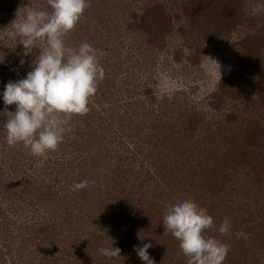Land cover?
Here are the masks:
<instances>
[{
	"label": "rangeland",
	"instance_id": "obj_1",
	"mask_svg": "<svg viewBox=\"0 0 264 264\" xmlns=\"http://www.w3.org/2000/svg\"><path fill=\"white\" fill-rule=\"evenodd\" d=\"M258 4L264 0H90L65 37L104 53L88 113L73 116L44 157L10 147L0 127V264H145L134 249L144 243L155 264H186L162 222L185 197L214 218L205 235L230 246L223 264H264ZM27 7L47 9V0H0V28ZM38 54L0 39V125L4 85L24 78ZM204 55L221 63L220 84ZM82 180L89 186L73 189ZM225 218L230 230L220 235ZM112 244L119 257L98 251Z\"/></svg>",
	"mask_w": 264,
	"mask_h": 264
},
{
	"label": "clouds",
	"instance_id": "obj_2",
	"mask_svg": "<svg viewBox=\"0 0 264 264\" xmlns=\"http://www.w3.org/2000/svg\"><path fill=\"white\" fill-rule=\"evenodd\" d=\"M47 6V9L27 7L22 14H16L10 24L0 28V39L19 42L25 56L34 48L39 49L26 76L4 85L2 99L6 119L0 125L10 147L22 144L33 157H44L49 151L57 150L65 134L71 131L72 117L88 113L90 98L104 76L99 62L104 55L101 50L87 42L70 46L65 41L90 6V0H47ZM262 10L264 5L258 4L252 13ZM204 56L207 57L204 65L207 75L220 84L221 63ZM9 105H15V110L9 111ZM88 186L89 182L82 180L73 189ZM162 222L164 230L179 242L180 252L187 257L186 264H223L227 258L230 246L215 236L205 235L216 227L214 218L193 199L185 197L169 205ZM230 226L225 218L218 227L220 235L228 233ZM151 246V243L134 246L145 264H155L148 254ZM98 251L107 258L119 257L121 253L113 244Z\"/></svg>",
	"mask_w": 264,
	"mask_h": 264
}]
</instances>
